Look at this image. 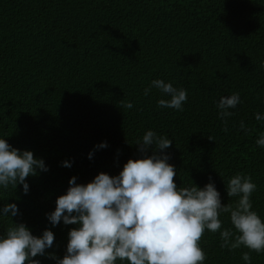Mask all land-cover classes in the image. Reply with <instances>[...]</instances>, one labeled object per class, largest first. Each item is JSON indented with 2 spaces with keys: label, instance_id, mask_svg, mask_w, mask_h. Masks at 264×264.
I'll list each match as a JSON object with an SVG mask.
<instances>
[{
  "label": "trees",
  "instance_id": "16d2710c",
  "mask_svg": "<svg viewBox=\"0 0 264 264\" xmlns=\"http://www.w3.org/2000/svg\"><path fill=\"white\" fill-rule=\"evenodd\" d=\"M155 79L187 91L183 111L158 107L170 96L155 87L144 94ZM233 93L240 103L225 132L217 104ZM256 113L264 116V0H0V138L48 169L26 178L27 193L22 184L0 186V210L18 208L0 215V236L19 223L35 236L51 230L52 247L33 259L58 264L79 225H53L48 214L70 180L115 177L130 158L154 154L169 156L178 187L214 182L225 205L239 199L226 182L250 175L253 210L264 220V147L256 144L264 120ZM148 130L171 147L141 152ZM220 219L221 231L235 235L230 213ZM221 243L205 230L204 264H246L244 252L264 264V252Z\"/></svg>",
  "mask_w": 264,
  "mask_h": 264
},
{
  "label": "clouds",
  "instance_id": "9594fccd",
  "mask_svg": "<svg viewBox=\"0 0 264 264\" xmlns=\"http://www.w3.org/2000/svg\"><path fill=\"white\" fill-rule=\"evenodd\" d=\"M152 87L170 96L159 99L158 107L183 111L188 98L185 89L155 79L145 89L146 96ZM239 103L240 94L233 93L222 96L217 104L225 132L226 118L234 114L229 109ZM121 104L128 109L133 107L132 102ZM255 118L264 120L260 113ZM240 127L245 129L243 122ZM209 139L213 140L211 136ZM137 143L141 152L153 144L159 150L172 145L169 138L158 136L153 130H148L142 142ZM256 144L264 147V133ZM106 146V142L99 145ZM168 161L167 154L130 158L118 176L101 172L86 185L77 184L73 177L67 193L57 198L55 210L48 214L53 225L62 219L65 224L79 225L69 232L67 253L58 259V264H116L118 260L127 264H204L206 253L200 241L205 230L220 233L221 248L235 250L244 246L256 253L264 252V220L253 210L250 198L257 185L250 175L237 173L226 182L228 196L239 199L235 206L225 205L214 182L203 188L178 187L175 166ZM64 165L71 166L67 161ZM37 168L48 170L32 151L21 152L0 138V186L7 189L22 184L27 193L26 178L35 175ZM17 212V205L12 203L5 205L0 215L15 216ZM221 213H230L235 235L228 228L221 231ZM54 239L51 230L35 236L24 223L10 225L0 236V264H40L33 258L51 248ZM242 259L251 264L250 252H244Z\"/></svg>",
  "mask_w": 264,
  "mask_h": 264
}]
</instances>
